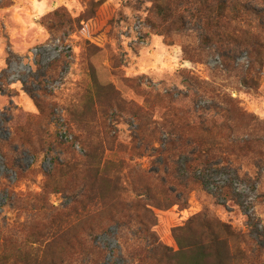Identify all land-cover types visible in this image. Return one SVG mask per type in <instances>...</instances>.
I'll return each mask as SVG.
<instances>
[{
	"label": "rangeland",
	"instance_id": "1",
	"mask_svg": "<svg viewBox=\"0 0 264 264\" xmlns=\"http://www.w3.org/2000/svg\"><path fill=\"white\" fill-rule=\"evenodd\" d=\"M244 1L246 15L211 28L185 0L169 1L167 18L156 0H0L3 264L32 248L43 256L59 225L86 237L88 264H173L154 258L151 237L173 249L204 232L205 213L258 248L255 261L232 250L225 264H264V25L254 17L264 0ZM171 123L206 141L198 155L209 149L212 163L193 165L201 185L152 192L187 204L157 206L140 172L183 174L195 158L196 147L167 144ZM225 188L237 203H218Z\"/></svg>",
	"mask_w": 264,
	"mask_h": 264
},
{
	"label": "trees",
	"instance_id": "2",
	"mask_svg": "<svg viewBox=\"0 0 264 264\" xmlns=\"http://www.w3.org/2000/svg\"><path fill=\"white\" fill-rule=\"evenodd\" d=\"M169 1L173 0H156L157 3V10L158 13L162 17H172V13H169ZM187 4L193 5V13H199V19L201 21H206V25H209L211 28H221L225 27L226 24H229V21H233L238 19L241 15H246L250 8V4H248L244 0H185ZM251 9V8H250ZM193 16V14H191ZM230 16H233V19H230ZM264 8L260 10L259 12L254 13V17H259V24L264 25ZM228 27H226L227 29ZM217 34V33H214ZM231 38V35L226 34ZM187 96L185 93L183 94V97ZM226 101L228 104L233 103V99L226 98ZM163 128L165 127V124L162 125ZM194 127L195 129L198 127L197 124L194 123V125L186 124L184 128H190ZM143 129V128H142ZM208 130V129H207ZM184 132L182 129H180L179 126L176 124L171 123L169 125V137L170 142L167 143L169 145L175 146V145H182L184 148L189 146H198V143H204V147L208 148V144L206 141L198 140L194 136L190 138H186L183 134ZM189 142V143H188ZM236 146L238 147V151L242 152L244 147L248 145L247 141H235ZM197 148V147H196ZM195 148V158L194 159H186L185 161V168L188 167V169L183 173L174 172L169 168H163L158 169L155 172H143L141 171L140 174L146 178V185H142V187L145 188V193H147L148 200L156 203L157 206H168L174 203V201L178 200H171L170 196L163 197V200L159 199V197L155 194H152L153 191L163 193L164 195H170L168 194L167 186L169 181L176 182L178 186L185 187V190H187L190 187V184L198 183L199 185L202 184V181L198 176L196 175V168L193 169V165L197 164V167L200 166H208L211 164L212 160H210V155H212L211 152H209V149L204 151V156L198 155L200 151L198 148ZM216 154V153H215ZM214 154V155H215ZM164 162V161H163ZM159 189V190H157ZM222 199L224 200V203L219 202L221 199L220 197H216L219 204L225 205L226 202H234L237 203V196L234 192L227 190L226 188L224 190H221L219 192ZM81 197H86V194L83 195L80 194ZM89 198V195H87ZM167 198V199H166ZM78 201V200H77ZM179 201L182 204H187L188 199H185L184 201ZM178 201V202H179ZM81 202V201H78ZM136 207L139 205L136 203ZM85 207V206H84ZM96 204H93L92 208L95 210ZM127 207H134L133 203H130ZM97 208V207H96ZM92 210V211H93ZM35 211L38 215H43L44 217L52 216L54 219L58 220L59 214H53L48 209H41V208H35ZM207 214L205 213L200 218V227L204 229V232L201 235H196L193 233L191 237L187 238H178L176 241H174L173 244H176V247L168 248L167 246L160 244L157 240H155L154 237H151V245L153 250L150 253H154V258L156 260H159L160 262H163V259H170L173 264H225L228 263V261L232 260V254L231 251L235 250L241 253L243 256L242 259H247L248 261L256 260L257 254H258V248H255L253 245L250 244V250L246 251L245 249V243L251 242V239H246L243 234L239 232H235L230 225L221 222V221H214V218H211V220H207L204 217H206ZM87 217V216H86ZM83 217V220L86 218ZM197 218V217H196ZM197 219L191 218L189 222L187 223V227L190 229V232L192 231V225L193 221H196ZM98 221L96 220L92 222L89 228V232L87 235H89L91 232L96 230L98 227ZM72 228H64L62 225H59V228L57 231H55L52 235L46 236L45 240L49 239L47 242L48 245L46 246L45 250L43 251V256H40L39 252L32 248L30 252L25 253H17L15 255V258L18 262L23 264H88L91 259L90 253L85 250L84 242L86 241V237L76 233L72 234L71 231ZM258 236L260 235L259 232H257ZM33 235V234H32ZM36 235V234H35ZM41 236H44L41 235ZM5 242V241H4ZM11 242V241H10ZM56 243L61 246L59 252H52L49 251V247L51 246V243ZM165 250V254H160V251ZM167 253V254H166ZM250 253V254H248ZM9 256V255H8ZM7 256V259H8ZM3 257L2 260H0V264H3Z\"/></svg>",
	"mask_w": 264,
	"mask_h": 264
}]
</instances>
